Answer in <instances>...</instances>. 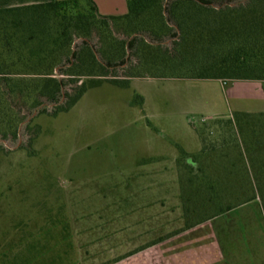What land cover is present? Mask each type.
Listing matches in <instances>:
<instances>
[{"label":"rangeland","instance_id":"rangeland-1","mask_svg":"<svg viewBox=\"0 0 264 264\" xmlns=\"http://www.w3.org/2000/svg\"><path fill=\"white\" fill-rule=\"evenodd\" d=\"M97 37L93 32L90 39ZM230 82L143 77L127 88L103 82L68 112L27 116L33 142L22 144L26 138L19 136L15 146L0 147V264L28 241L63 228L75 264L116 261L128 253L100 251L91 234L93 215L106 217L115 199H142L148 208L162 199L158 215L162 208L164 231L172 233L199 220L201 208L212 217L250 200L253 186L264 182L258 172L264 149L254 146L264 142V124L255 117L225 124L232 117ZM21 104L16 99L14 109L26 116ZM3 129L0 122V141ZM250 202L217 223L240 233L246 224L264 228V199Z\"/></svg>","mask_w":264,"mask_h":264},{"label":"trees","instance_id":"trees-1","mask_svg":"<svg viewBox=\"0 0 264 264\" xmlns=\"http://www.w3.org/2000/svg\"><path fill=\"white\" fill-rule=\"evenodd\" d=\"M127 10L102 16L93 0L0 9V147L15 146L19 136L31 144L27 116L68 112L103 82L122 88L143 77L264 84V0H127ZM113 28L122 34L111 36ZM93 32L98 42L91 41ZM16 99L26 116L15 111ZM243 117L264 124V113L241 112L225 124ZM254 146L264 149V142ZM258 172L264 180V165ZM252 191L247 202L264 199V182ZM47 233L5 263L75 264L65 228Z\"/></svg>","mask_w":264,"mask_h":264},{"label":"crops","instance_id":"crops-1","mask_svg":"<svg viewBox=\"0 0 264 264\" xmlns=\"http://www.w3.org/2000/svg\"><path fill=\"white\" fill-rule=\"evenodd\" d=\"M54 1L65 0H0V9ZM93 1L102 16L127 14V0ZM230 83L232 86L227 91L228 100H232L229 115L235 112L264 113L263 83L257 81ZM141 201L142 199H115L108 203L106 217L93 215L91 234L98 236L97 244L103 247L99 250L106 252L123 250L128 253L110 264H264L263 227L258 225L247 228L246 224V231L244 229L240 233L233 228H231L233 231H226L217 223L222 216H228L251 202L240 204L230 210H220L212 217L202 216L206 209L201 208L198 214L195 213L199 220L188 225L183 223L177 232L172 233L164 231L162 208L158 215L157 205L161 207L162 199L151 201L150 208L141 207ZM153 209L155 213H149ZM183 218L188 221L187 217ZM262 218L264 223L263 213ZM165 235L167 236L164 237ZM149 236L151 238H145ZM242 242L244 244H241Z\"/></svg>","mask_w":264,"mask_h":264},{"label":"built area","instance_id":"built-area-1","mask_svg":"<svg viewBox=\"0 0 264 264\" xmlns=\"http://www.w3.org/2000/svg\"><path fill=\"white\" fill-rule=\"evenodd\" d=\"M224 83H226V82H224Z\"/></svg>","mask_w":264,"mask_h":264}]
</instances>
